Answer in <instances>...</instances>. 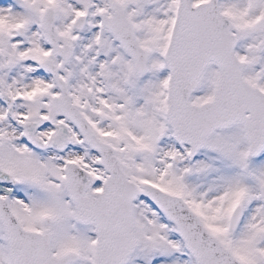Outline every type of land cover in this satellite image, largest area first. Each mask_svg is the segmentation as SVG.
<instances>
[{"label": "snow or ice", "instance_id": "6c2138e0", "mask_svg": "<svg viewBox=\"0 0 264 264\" xmlns=\"http://www.w3.org/2000/svg\"><path fill=\"white\" fill-rule=\"evenodd\" d=\"M0 264H264V0H0Z\"/></svg>", "mask_w": 264, "mask_h": 264}]
</instances>
